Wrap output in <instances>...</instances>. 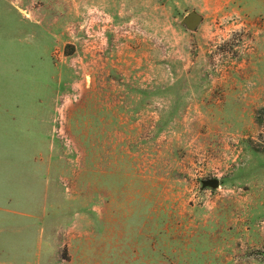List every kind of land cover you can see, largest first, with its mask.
Here are the masks:
<instances>
[{
  "label": "rangeland",
  "instance_id": "1",
  "mask_svg": "<svg viewBox=\"0 0 264 264\" xmlns=\"http://www.w3.org/2000/svg\"><path fill=\"white\" fill-rule=\"evenodd\" d=\"M113 194L166 195L264 264V0H0V234Z\"/></svg>",
  "mask_w": 264,
  "mask_h": 264
},
{
  "label": "crops",
  "instance_id": "2",
  "mask_svg": "<svg viewBox=\"0 0 264 264\" xmlns=\"http://www.w3.org/2000/svg\"><path fill=\"white\" fill-rule=\"evenodd\" d=\"M107 197L90 219L83 211H69L62 226L39 225V213L31 215L35 221L26 227L4 224L14 231L0 234L1 248L16 251V256L21 252L26 260L19 264H231V244L200 240V226H205L200 216L154 204L168 196Z\"/></svg>",
  "mask_w": 264,
  "mask_h": 264
},
{
  "label": "water",
  "instance_id": "3",
  "mask_svg": "<svg viewBox=\"0 0 264 264\" xmlns=\"http://www.w3.org/2000/svg\"><path fill=\"white\" fill-rule=\"evenodd\" d=\"M201 20L202 16L197 11L191 10L181 19V24L184 25L188 30L193 31L198 27ZM219 183L220 181L216 177L201 180L202 188L210 187L214 189L219 186Z\"/></svg>",
  "mask_w": 264,
  "mask_h": 264
}]
</instances>
